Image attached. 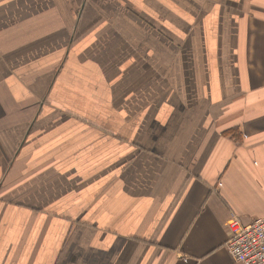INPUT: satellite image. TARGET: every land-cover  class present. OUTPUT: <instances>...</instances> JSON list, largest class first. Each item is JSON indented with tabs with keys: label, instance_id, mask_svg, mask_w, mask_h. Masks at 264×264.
Segmentation results:
<instances>
[{
	"label": "crops",
	"instance_id": "0c3cea01",
	"mask_svg": "<svg viewBox=\"0 0 264 264\" xmlns=\"http://www.w3.org/2000/svg\"><path fill=\"white\" fill-rule=\"evenodd\" d=\"M264 217V0H0V264H237Z\"/></svg>",
	"mask_w": 264,
	"mask_h": 264
},
{
	"label": "built area",
	"instance_id": "2783aa9c",
	"mask_svg": "<svg viewBox=\"0 0 264 264\" xmlns=\"http://www.w3.org/2000/svg\"><path fill=\"white\" fill-rule=\"evenodd\" d=\"M227 229L225 248L234 263L264 264V217L242 225L234 216Z\"/></svg>",
	"mask_w": 264,
	"mask_h": 264
}]
</instances>
